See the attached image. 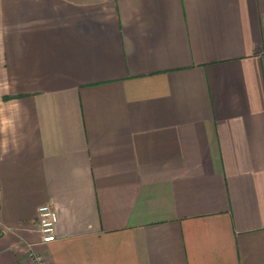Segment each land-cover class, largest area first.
I'll return each mask as SVG.
<instances>
[{"label": "crops", "instance_id": "1", "mask_svg": "<svg viewBox=\"0 0 264 264\" xmlns=\"http://www.w3.org/2000/svg\"><path fill=\"white\" fill-rule=\"evenodd\" d=\"M34 253L264 264V0H0V264Z\"/></svg>", "mask_w": 264, "mask_h": 264}, {"label": "built area", "instance_id": "2", "mask_svg": "<svg viewBox=\"0 0 264 264\" xmlns=\"http://www.w3.org/2000/svg\"><path fill=\"white\" fill-rule=\"evenodd\" d=\"M38 228L43 233V243L49 244L55 239V226L58 220L56 210L49 204L41 205L38 209ZM32 258L35 264H50L42 254L34 253Z\"/></svg>", "mask_w": 264, "mask_h": 264}]
</instances>
